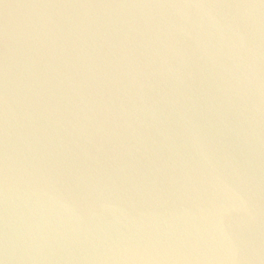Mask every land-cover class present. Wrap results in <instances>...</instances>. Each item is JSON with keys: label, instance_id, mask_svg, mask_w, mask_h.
Masks as SVG:
<instances>
[{"label": "water", "instance_id": "obj_1", "mask_svg": "<svg viewBox=\"0 0 264 264\" xmlns=\"http://www.w3.org/2000/svg\"><path fill=\"white\" fill-rule=\"evenodd\" d=\"M0 264H264V0H0Z\"/></svg>", "mask_w": 264, "mask_h": 264}]
</instances>
